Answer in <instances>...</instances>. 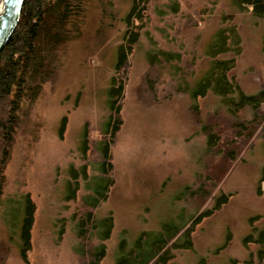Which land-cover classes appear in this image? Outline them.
Instances as JSON below:
<instances>
[{"label":"rangeland","instance_id":"374dc122","mask_svg":"<svg viewBox=\"0 0 264 264\" xmlns=\"http://www.w3.org/2000/svg\"><path fill=\"white\" fill-rule=\"evenodd\" d=\"M131 3L113 0L116 17ZM250 9H240L234 0H147L138 43L129 55L122 126L109 172L102 171L98 143L105 136L115 50L125 26L115 22L101 43L91 38L86 44H69L55 80L43 84L36 99L23 102L18 112L0 195V264H23L20 234L28 193L35 205L28 264H78L77 217L96 197L100 201L88 238L105 245L99 264H118L140 239L145 247L182 228L198 210L212 208L222 194L230 195L225 204L205 216L190 235L184 230L178 234L167 264L256 263L257 245L245 246L243 240L252 230L250 219L264 215V181L259 182L263 134L238 148L236 160L202 207L196 209L187 196V188L197 187L204 173L200 157L207 137L202 125L212 115L229 117L211 89L192 97L213 59L210 47L220 32L229 35L228 51L216 59L234 56L238 49L226 78L245 94L264 90V20ZM98 19L93 1L87 16L90 33ZM155 52L171 61L150 66L149 54ZM261 107L264 112V100ZM237 114L243 120L252 118L247 107ZM253 223L264 229V218Z\"/></svg>","mask_w":264,"mask_h":264},{"label":"trees","instance_id":"16d2710c","mask_svg":"<svg viewBox=\"0 0 264 264\" xmlns=\"http://www.w3.org/2000/svg\"><path fill=\"white\" fill-rule=\"evenodd\" d=\"M93 1L96 2L99 13V24L90 33L87 16ZM234 1L240 9L250 6L251 14L264 20V0ZM146 3L147 0H132L128 11L123 16L116 17L113 0H23L18 23L0 51V195L5 182L4 170L13 144V135L19 122L18 112L21 104L35 100L42 85L55 80L71 42L79 41L86 44L93 38L101 43L100 39L107 37L108 29L114 26L115 22H121L125 26L126 34H123L120 44L116 46L115 63L108 90L109 116L104 130V139L98 143L101 150L102 171H111V150L122 126L121 112L129 74V55L138 43L139 28L146 17L144 13ZM136 21L139 23L137 24ZM228 37L229 35L226 36L220 32L211 45L213 59L200 81V87L192 96L196 99L203 96L208 88L211 89L214 94L220 96L222 106L226 108V113L230 117L228 119L219 114L212 115L202 125V131L207 137L206 148L200 157L204 173L198 177L197 187L187 188V196L189 200L196 202V209L202 207L204 199L209 196L210 189L221 179L229 164L236 160L238 148L250 146L251 139L258 133L264 135V112L261 107L264 90L245 94L226 78V71L233 66L238 49L234 56L216 59L219 53L228 51L226 45ZM148 58L149 65L152 67L171 61L165 53L161 52L150 53ZM153 80L148 78L147 82L151 84ZM245 107L252 113L249 121L241 119L237 114ZM65 125L64 119L59 138H62ZM85 138L87 140V131ZM262 181H264V166L259 182ZM100 195L101 198H106L105 194ZM229 196V194H222L216 198L212 208L198 210L188 224L171 231L167 236L155 239L145 247L141 245L140 239L129 252L122 256L118 264H167L174 257L171 248L178 234L184 230L185 234L190 235L194 227L205 216L211 215L225 204ZM24 199L20 258L23 264H28L35 205L29 193ZM99 201L98 197L94 198L84 207L83 214L77 217V237L80 245L78 264H99L105 256V245L97 246L88 238L95 225L93 210ZM259 218H264V215H257L250 219L252 230L245 236L243 242L245 246L250 243L257 245L255 264H264V229L258 230L253 223ZM109 234L108 229L103 238H108ZM245 262L250 263V260ZM233 263L234 261L231 264Z\"/></svg>","mask_w":264,"mask_h":264},{"label":"water","instance_id":"95a60500","mask_svg":"<svg viewBox=\"0 0 264 264\" xmlns=\"http://www.w3.org/2000/svg\"><path fill=\"white\" fill-rule=\"evenodd\" d=\"M22 3L23 0H13L7 5V11L0 17V51L18 23ZM4 6V0H0V9Z\"/></svg>","mask_w":264,"mask_h":264},{"label":"snow or ice","instance_id":"6c2138e0","mask_svg":"<svg viewBox=\"0 0 264 264\" xmlns=\"http://www.w3.org/2000/svg\"><path fill=\"white\" fill-rule=\"evenodd\" d=\"M13 2V0H4V8L0 9V17H2V14L7 11V5L9 3Z\"/></svg>","mask_w":264,"mask_h":264}]
</instances>
